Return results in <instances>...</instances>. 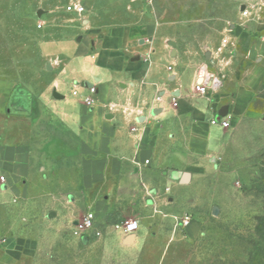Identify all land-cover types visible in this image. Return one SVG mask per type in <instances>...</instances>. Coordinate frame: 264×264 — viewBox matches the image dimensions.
Returning <instances> with one entry per match:
<instances>
[{"label": "rangeland", "instance_id": "obj_1", "mask_svg": "<svg viewBox=\"0 0 264 264\" xmlns=\"http://www.w3.org/2000/svg\"><path fill=\"white\" fill-rule=\"evenodd\" d=\"M70 5L85 11L68 12ZM233 25L264 41V0H0V148H31L37 172L77 167L79 142L49 104L58 92L55 82L76 58L98 56L95 47L108 56H130L131 42H146L169 67L173 41L185 70L215 67L222 84L236 88L248 66L262 62L230 41L222 46ZM68 79L66 99L82 102ZM18 88L23 101L16 108L30 114L7 113ZM3 164L0 156V177ZM182 170L181 182L174 179L175 188L163 190L159 206L143 200L141 207L128 206L135 213L127 206L99 213L86 244L75 230L88 209L71 228L47 218L45 200L57 192L52 187L19 197L0 190V264H264V99L226 129L206 164ZM189 172L192 180H184ZM59 191L67 194L71 186ZM185 214L192 216L186 227L174 219ZM127 221L144 222L141 245L124 242L119 226Z\"/></svg>", "mask_w": 264, "mask_h": 264}, {"label": "crops", "instance_id": "obj_2", "mask_svg": "<svg viewBox=\"0 0 264 264\" xmlns=\"http://www.w3.org/2000/svg\"><path fill=\"white\" fill-rule=\"evenodd\" d=\"M234 28L233 25L225 34V39L247 49L249 59L262 62L248 66V72L234 89L222 84L218 79L222 74L215 67H204L200 74L197 67L185 70L176 46L171 47L169 67L164 63L165 57L152 55L146 42L137 46L131 42L130 56L104 55L95 47L98 56L76 58L71 68L65 70V77L73 84L71 91L77 89L82 96L86 94L85 89L96 85L95 106L88 108L81 100H67L68 85L62 75L54 87L63 98H55L49 107L79 142L77 167L37 172L32 170L31 148H0L5 174L0 190L19 197L52 187L57 192L45 200L47 218L55 223L64 221L71 228L77 214L85 209L95 213L97 223L99 213H110L124 206L126 211L135 213L136 208L128 206L141 207L143 200L148 207L152 208L153 202L159 206L163 190L174 189V179L181 182L182 167L206 164L220 147L226 129L212 125V119L227 107L226 119L232 126L239 116L250 112L256 99H264V41L253 40L239 26ZM148 54L150 64L145 62ZM127 57L129 61L125 60ZM136 57L140 60L132 61ZM208 57L211 64H216V52L209 53ZM201 75L213 80L205 95L195 92ZM21 99L18 88L9 100L7 113L11 105L25 115L27 110L16 108L22 106ZM174 100L177 107L173 106ZM133 159L142 164L149 161V164L137 168ZM188 179L192 180L190 172L184 177ZM70 186L67 194L58 193L62 187L70 189ZM146 190L153 199L145 198ZM172 201L176 202L169 198ZM143 224L138 225L135 234L125 236L124 242L131 247L141 245L146 230Z\"/></svg>", "mask_w": 264, "mask_h": 264}, {"label": "built area", "instance_id": "obj_3", "mask_svg": "<svg viewBox=\"0 0 264 264\" xmlns=\"http://www.w3.org/2000/svg\"><path fill=\"white\" fill-rule=\"evenodd\" d=\"M67 11L74 12V13L81 15L85 11V8L81 5H73V6L70 5L67 7ZM242 11H243L242 13L243 16H248L249 9L247 7H245L244 10ZM227 43H228V39H224L223 44L226 45ZM145 62L150 64L151 62L150 54H148L145 57ZM85 90H86V94L82 96V102L86 107L92 108L95 106V103H96V97L98 93L97 87L96 85H91ZM207 91H208V88L205 85L203 84L195 85V92L197 94L205 95L207 94ZM72 94L74 96H79V91L77 89H74ZM177 105H178L177 101L174 100L173 106L177 107ZM211 124L219 125L223 129H228L230 127V122L226 119V117L222 118L219 122L214 118L212 119ZM132 162L137 168H141L142 166L149 164V161H145L144 164H142L141 162H138L136 159H133ZM0 181L4 183L5 178L3 176L0 177ZM174 219L177 221L178 225H182L186 227L190 225L192 221V216L189 214H185L184 218H182L181 220L178 219L177 217H174ZM95 223H96L95 213L92 211H88L83 217L82 221L76 225L75 234L78 235L79 237L91 236L96 231ZM137 227H138L137 223L129 222V221L125 222L122 226H119V228L122 229L126 235H131L135 233V231L137 230Z\"/></svg>", "mask_w": 264, "mask_h": 264}, {"label": "water", "instance_id": "obj_4", "mask_svg": "<svg viewBox=\"0 0 264 264\" xmlns=\"http://www.w3.org/2000/svg\"><path fill=\"white\" fill-rule=\"evenodd\" d=\"M245 7H242V10H244ZM82 40V37H78L77 39V42H80ZM170 46L172 48H175L176 44L174 42H170ZM209 56V55H208ZM137 60H140V57H136V58H133L132 61H137ZM48 70H51V67L48 65L47 67ZM197 84H203L205 85L206 87L210 88L213 86V80L212 79H205V76L204 75H201L199 77V81ZM54 98L60 100L62 99L63 97L61 95H59L58 93H54L53 94ZM8 113L10 114H22V112H17L16 110H14L11 105H9L8 107ZM30 112H26L25 114H28ZM229 113V108L225 107L223 110H221V112L219 113V115L217 116L216 120L219 122L222 118H225ZM218 212V209L217 208H214L213 210V213L214 215H216ZM131 240V239H130ZM82 241L86 244L88 242V237H83Z\"/></svg>", "mask_w": 264, "mask_h": 264}]
</instances>
